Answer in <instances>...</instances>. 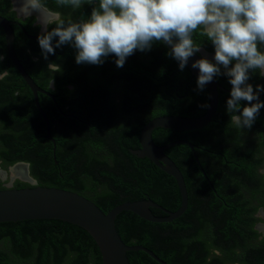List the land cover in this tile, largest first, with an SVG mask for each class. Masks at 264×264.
I'll return each instance as SVG.
<instances>
[{
	"label": "trees",
	"instance_id": "trees-1",
	"mask_svg": "<svg viewBox=\"0 0 264 264\" xmlns=\"http://www.w3.org/2000/svg\"><path fill=\"white\" fill-rule=\"evenodd\" d=\"M44 2L66 21L82 22L92 10L89 4L74 10L57 5L56 0ZM0 15L21 21L11 0H0ZM33 20L32 15L23 23L27 31L36 33L39 26L33 29ZM24 37L14 44L19 60L38 86L55 95L57 104L49 97L40 98L55 151L32 91L0 40L4 56L0 60V73L4 72L0 79V167L8 170L16 162H27L35 185L75 191L104 212L121 202L145 198L177 209L181 198L175 179L130 149L140 146L141 128L156 116L203 114L209 104L207 88L198 89L197 77L187 66L180 70L163 44L137 50L123 67H117L114 55L100 65L77 64L76 50L70 45L56 48L45 59L38 40ZM194 40L214 52L205 37L194 35ZM215 78L223 88L207 125L193 130L157 127L152 132L159 145L177 139L194 145L177 143L165 150L182 171L188 193L186 210L169 222H151L125 210L116 216L115 227L126 244L143 245L168 264H264V234L254 228L264 219L253 216L258 206H264L260 172L264 108L250 129L236 128L226 110L231 84L226 76ZM249 83L255 89L257 84L264 85V77L251 73ZM259 98L264 101V92ZM245 103L241 102V108ZM58 107L72 115H62ZM24 186L30 183L18 178L12 184ZM151 209L155 215H165ZM127 257L129 264H160L143 250L128 251ZM0 264L102 261L95 241L80 226L58 219H28L0 222Z\"/></svg>",
	"mask_w": 264,
	"mask_h": 264
},
{
	"label": "clouds",
	"instance_id": "clouds-1",
	"mask_svg": "<svg viewBox=\"0 0 264 264\" xmlns=\"http://www.w3.org/2000/svg\"><path fill=\"white\" fill-rule=\"evenodd\" d=\"M59 6L80 9L92 5L88 19L67 21L57 12L51 23L39 18L44 0H21L20 14L36 18L41 33L38 44L47 59L55 49L70 45L77 64L100 65L109 55L117 67L135 51L151 50L153 44L169 46L167 55L183 70L201 50L194 35L205 37L214 47V56L193 61L199 70L197 87L203 90L215 77L226 76L231 84L226 110L239 129L251 128L264 101L249 80L251 73L264 77V0H56ZM16 11V10H15ZM54 25V27H49ZM2 60V56H0ZM3 77H0L2 79ZM247 103L241 108V102Z\"/></svg>",
	"mask_w": 264,
	"mask_h": 264
},
{
	"label": "water",
	"instance_id": "water-1",
	"mask_svg": "<svg viewBox=\"0 0 264 264\" xmlns=\"http://www.w3.org/2000/svg\"><path fill=\"white\" fill-rule=\"evenodd\" d=\"M11 3L15 10L13 0H11ZM12 23L16 22L0 15V27H2L4 31V42L8 58L32 91L34 105L45 122L47 137L50 138L54 144L55 140L51 137L49 118L39 103L38 92L52 96V98L54 97L35 83L19 60L14 49ZM166 48L169 49V46H166ZM203 53L209 55L203 48L200 52L195 53L188 61L187 67L193 76L197 77L199 70L193 68L192 63L201 58V56H205ZM212 56L214 55L212 54ZM208 58L212 59L213 57ZM206 88L208 90L209 104L203 114L199 116H182L175 114L156 116L147 121L141 128L139 138L140 146L130 149L132 154L139 158H148L175 179L181 198L180 205L177 209H166L159 203L145 198L121 202L104 212L93 201L75 191L54 186L35 185L32 182L18 178L30 183V186L19 188L6 186V188L0 189V222H15L28 219H58L80 226L93 238L99 249L102 264H129L127 252L137 250H143L160 264H168L166 261L159 258L152 250L143 245L126 244L115 227V218L121 211L128 210L151 222H169L178 218L186 210L188 205V193L182 171L165 153V150L177 143L187 144L191 148H193L194 145L186 139H177L159 145L154 142L152 132L157 127L172 130H193L207 125L216 113L219 89L223 87L216 78H214L206 85ZM52 149L54 152L55 144ZM17 163L24 164L27 176L33 180V177L29 173V164L27 162L19 161L12 164L9 168ZM151 208L160 209L165 215H155Z\"/></svg>",
	"mask_w": 264,
	"mask_h": 264
},
{
	"label": "flooded vegetation",
	"instance_id": "flooded-vegetation-1",
	"mask_svg": "<svg viewBox=\"0 0 264 264\" xmlns=\"http://www.w3.org/2000/svg\"><path fill=\"white\" fill-rule=\"evenodd\" d=\"M14 3V2H13ZM16 10V12H18V10L17 9H15ZM45 11H47L48 12V14H50L49 15V18L46 20V22L44 23V24H48V23H51L53 20H54V18H55V13H57V11H53V10H50V9H48L47 7L44 9ZM19 13V14H18ZM17 13V17H20L21 18V21H18L17 19H9L7 16H4L5 18H7V19H9V20H11V21H13V22H16V23H12L11 24V27H12V29H13V32H14V44L15 43H17L18 41L17 40H25L24 38V35L25 36H28V37H30V38H35V39H37L38 40V35L41 33V27L39 26V24H38V22H37V19L38 18H36V15L35 14H33V16H34V20H33V22H32V25H31V27L34 29V26H36V25H38L39 26V28H38V30L36 31V33H33V32H29V31H27V28H26V25L23 23V21H24V19L26 18L25 16H23V15H21L20 14V12H18ZM43 23V22H42ZM49 27H51V26H49ZM24 29V30H23ZM25 31V32H24ZM23 35L22 37H20V35ZM28 37H26V38H28ZM0 40L2 41V40H4V31H3V28L2 27H0ZM4 47H5V42H4ZM204 47H202L201 46V49H203ZM261 48L262 49H264V45H262L261 46ZM1 47H0V56H2V59H3V53H1ZM5 50H6V48H4ZM14 49H15V47H14ZM205 49V48H204ZM206 50V49H205ZM207 51V53H209V55H211L212 56V54L214 55V52H211V51H208V50H206ZM6 54H7V52H6ZM213 57V56H212ZM51 67H54L53 65H50ZM4 74V72H2V73H0V77H2V75ZM49 86H51L52 88H53V83H52V81H50V85ZM40 87V86H39ZM68 87H71V85H68ZM223 87V86H222ZM42 89H44V88H42ZM44 90H46V91H48L49 93H50V95H53L51 92H50V90H47V89H44ZM33 95V94H32ZM41 97H43V98H45L46 99V97H49V98H51L52 100H53V102H55L56 103V101H54V98H55V95H53V97L54 98H52V96H49V95H47V94H44V93H41V92H38V100H39V103H40V98ZM34 101V100H33ZM57 104V103H56ZM60 107H58V109H59ZM59 111L62 113V115H64V116H71L72 114L71 113H65V112H63L62 110H61V108L59 109ZM10 167V166H9ZM9 167H8V169H9ZM1 168V167H0ZM2 169V168H1ZM28 169H29V166H28ZM3 170H5V169H3ZM260 172L261 173H263V175H264V166L260 169ZM30 173V172H29ZM2 179V178H1ZM31 179V178H30ZM15 180V179H14ZM14 180H12V181H14ZM31 181H32V179H31ZM31 181H28V182H31ZM12 184H13V182H12ZM12 186V185H11ZM253 216H255V217H258V218H263L264 219V206H258L257 207V209H256V211L254 212V215ZM264 222V220H258L255 224H254V228L255 229H257L260 233H261V231L259 230V227H262V226H260L262 223ZM262 234H264V232L263 233H261V235ZM261 237V236H260ZM236 264V263H235Z\"/></svg>",
	"mask_w": 264,
	"mask_h": 264
},
{
	"label": "bare ground",
	"instance_id": "bare-ground-1",
	"mask_svg": "<svg viewBox=\"0 0 264 264\" xmlns=\"http://www.w3.org/2000/svg\"><path fill=\"white\" fill-rule=\"evenodd\" d=\"M13 2H14L13 4H14L15 9H17L18 12H20L21 10L19 9V7L21 6V0H13ZM32 14H35L37 16V13H35V12L32 13ZM49 15L50 14H48V12L44 10L42 12V15L39 18V20L41 22L45 23L46 20L49 18ZM203 54L205 56H208V57L212 58L211 55H207L205 53H203ZM5 174H6V172L4 170L0 169V176L4 177ZM10 174L12 176H16V178L18 177V178L24 179L26 181H31V179L26 174V170H25L24 164L17 163L14 166H12L11 169H10Z\"/></svg>",
	"mask_w": 264,
	"mask_h": 264
},
{
	"label": "rangeland",
	"instance_id": "rangeland-1",
	"mask_svg": "<svg viewBox=\"0 0 264 264\" xmlns=\"http://www.w3.org/2000/svg\"><path fill=\"white\" fill-rule=\"evenodd\" d=\"M10 169L11 168H9L8 170H4L6 172L4 177L0 176L2 178V180L5 182V186H11L12 182H13L12 180L16 179V176H12L10 174ZM31 182L35 183L34 179ZM260 226H262V227H259V230L261 231V233H263L264 232V222Z\"/></svg>",
	"mask_w": 264,
	"mask_h": 264
}]
</instances>
